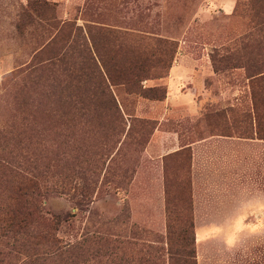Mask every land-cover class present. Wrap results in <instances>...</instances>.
Segmentation results:
<instances>
[{"label": "rangeland", "instance_id": "rangeland-1", "mask_svg": "<svg viewBox=\"0 0 264 264\" xmlns=\"http://www.w3.org/2000/svg\"><path fill=\"white\" fill-rule=\"evenodd\" d=\"M263 21L264 0H0V219L20 174L39 182L46 219L17 244L0 229V264H264L261 87L251 78L264 62ZM65 27L81 28L73 38L106 78L94 43L105 61L138 63L151 78L141 85L166 98L112 86L125 117L117 130L100 107L49 115L61 100L47 93L65 73L37 71L63 48ZM180 58L213 73L191 110L166 104Z\"/></svg>", "mask_w": 264, "mask_h": 264}, {"label": "trees", "instance_id": "trees-1", "mask_svg": "<svg viewBox=\"0 0 264 264\" xmlns=\"http://www.w3.org/2000/svg\"><path fill=\"white\" fill-rule=\"evenodd\" d=\"M80 29L79 27L75 30L74 27L63 28L58 36V38L62 39L61 43L63 48H55V60L53 56L50 64L42 65L38 68V79H40L41 73L43 72L49 71L55 73L60 71L57 68L59 66L63 68L62 70L66 77V81L62 85L56 82V85L55 83L53 84V88H58L55 94L54 90L48 91L47 93V98L50 99L51 97L56 98L58 92H60L59 99L61 100L59 106L49 111V115L54 114L64 121L75 117V112L72 109L83 112L86 109H94L96 111L100 107L105 112L106 117H109L110 123L113 125V130H117L122 127V123L125 122V117L112 95V86L118 83L127 85L132 89L137 86L139 94L145 98L158 101L166 98L165 90L159 93L160 89L144 88L141 85L142 81L151 78L149 77L150 75L139 77L141 70L138 63H133V69L132 67L124 69L117 65L116 57H114L112 62L113 57H106L105 61L106 53H101L97 44L94 43L95 52L103 63L106 78L88 43L86 41L83 43L78 42V33L73 38V33ZM247 68L248 70L252 69L251 66ZM167 74L166 72L161 73L156 78H163ZM124 76L125 78H123ZM253 77L257 78L254 84L257 83L261 87L258 92L253 93V105L258 127L257 135L260 136L259 139L264 140V62L260 65L256 73L253 74L252 72L251 78ZM57 78L59 77L57 76ZM108 113L112 114L109 116ZM139 123H142L143 126L148 125L147 122L139 121ZM20 176L21 178L15 186V189H17L14 198L15 205L12 209H9L8 214L2 213V218L0 219V229L3 236L12 239L14 244L19 243L23 239V236L40 221H46L44 216H42L41 206L37 203L36 192L40 188L39 182L33 178H26L21 174ZM17 236H20V240L17 239ZM31 236L32 231L29 234V237ZM33 238L37 239L38 237L34 236ZM43 238L48 246H57L58 244V240L54 238L52 233H46ZM20 245L24 247V244Z\"/></svg>", "mask_w": 264, "mask_h": 264}, {"label": "crops", "instance_id": "crops-1", "mask_svg": "<svg viewBox=\"0 0 264 264\" xmlns=\"http://www.w3.org/2000/svg\"><path fill=\"white\" fill-rule=\"evenodd\" d=\"M229 10L232 9V5H228ZM200 60L189 61L186 59H179L171 68L170 76L168 79L169 95L166 104L170 107L182 104L183 108L192 109L194 107V98L199 93L203 92V95L207 93L204 89L205 77L212 75L211 71L206 69V72L195 69V66H199ZM192 66V67H191ZM207 68V67H206ZM208 71V72H207ZM192 79V85L187 88L188 94L182 93L183 86H187L189 83L187 80Z\"/></svg>", "mask_w": 264, "mask_h": 264}]
</instances>
